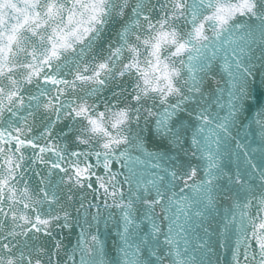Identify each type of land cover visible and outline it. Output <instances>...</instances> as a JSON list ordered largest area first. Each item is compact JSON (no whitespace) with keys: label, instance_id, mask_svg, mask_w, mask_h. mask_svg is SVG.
<instances>
[{"label":"snow or ice","instance_id":"1","mask_svg":"<svg viewBox=\"0 0 264 264\" xmlns=\"http://www.w3.org/2000/svg\"><path fill=\"white\" fill-rule=\"evenodd\" d=\"M260 91L264 0H0V264H264Z\"/></svg>","mask_w":264,"mask_h":264}]
</instances>
